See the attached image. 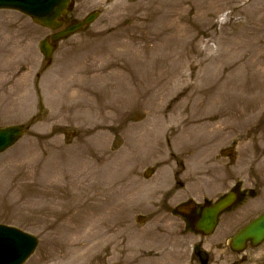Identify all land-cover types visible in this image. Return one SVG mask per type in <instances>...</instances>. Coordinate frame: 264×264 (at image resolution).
Returning <instances> with one entry per match:
<instances>
[{
    "label": "rangeland",
    "instance_id": "rangeland-1",
    "mask_svg": "<svg viewBox=\"0 0 264 264\" xmlns=\"http://www.w3.org/2000/svg\"><path fill=\"white\" fill-rule=\"evenodd\" d=\"M116 1L73 0L71 17L94 9L99 15L61 40L47 67L38 44L51 31L0 10V58L9 61L0 65V126L26 125L35 116L24 136L0 153V222L38 239L25 264H128L124 245L138 264H178L170 240L174 218H156L166 222L162 227L154 219L139 222L152 203L173 204L163 190L170 172L145 179L144 166H161L157 157L176 160L192 147L199 150L186 160L191 170L199 156L213 157L234 142L233 165L218 157L224 186L233 177L249 185L252 159L264 172V0H219L223 9L206 33L194 17L196 0ZM177 16L185 29L176 45L194 65L177 58L173 36L170 41L168 25ZM196 35L200 53L191 41ZM195 58L203 62L196 66ZM189 83L196 94L184 90ZM218 90L222 98L215 99ZM156 114L159 151L146 161L150 144L141 147L139 127ZM178 119L177 130L193 128L171 145ZM204 122L213 126L202 131ZM87 225L98 232L96 245L75 263L65 256L68 230ZM86 233L83 228L78 239L92 240Z\"/></svg>",
    "mask_w": 264,
    "mask_h": 264
},
{
    "label": "flooded vegetation",
    "instance_id": "flooded-vegetation-1",
    "mask_svg": "<svg viewBox=\"0 0 264 264\" xmlns=\"http://www.w3.org/2000/svg\"><path fill=\"white\" fill-rule=\"evenodd\" d=\"M156 123L157 114L151 117V121L147 120L139 127L141 147L143 144H150L144 147L150 149L144 151L146 161H153L158 155L159 134L157 135L155 130ZM178 135L179 133H174L173 137ZM186 135L188 136L187 133ZM230 149V146L221 149L220 153L229 154ZM198 150L192 147L186 150V160L194 158ZM157 158L159 159L155 162L160 164L161 157ZM195 164V167L189 170L183 158L175 161V171L172 173L174 185L168 190L169 193H165L174 199L173 204L152 203L147 217L146 214L139 215L141 224L151 223L154 219L156 226L162 227L166 222L156 221V218H174L169 220L174 222L170 225V240L180 252L181 259L178 264H264V238L257 244H253L251 240H246L241 246L229 244V239L235 233L264 212V172L256 171L254 160L250 164L252 172L248 187H242L234 177L228 178L227 183L230 180L232 182L224 186L223 165L218 162L217 156H199ZM161 170L159 165L156 167L152 163L146 164L142 177L151 179ZM228 194L233 196L228 206L217 213H206L207 208ZM176 263L177 260H173L171 264Z\"/></svg>",
    "mask_w": 264,
    "mask_h": 264
},
{
    "label": "water",
    "instance_id": "water-1",
    "mask_svg": "<svg viewBox=\"0 0 264 264\" xmlns=\"http://www.w3.org/2000/svg\"><path fill=\"white\" fill-rule=\"evenodd\" d=\"M68 0H0V7L19 9L30 15L34 22L55 28L60 22L57 20L60 13H65ZM94 15L88 16L84 22H89ZM83 22H77L65 30L52 36V40L63 37L82 27ZM43 53L48 56L52 50L46 41L41 43ZM22 130L18 126L0 128V150L13 143ZM229 201L220 203L214 210H219ZM264 234V215L256 224L248 226L242 231V237L251 236L259 238ZM35 240L16 229L0 225V264H20L32 251Z\"/></svg>",
    "mask_w": 264,
    "mask_h": 264
},
{
    "label": "bare ground",
    "instance_id": "bare-ground-1",
    "mask_svg": "<svg viewBox=\"0 0 264 264\" xmlns=\"http://www.w3.org/2000/svg\"><path fill=\"white\" fill-rule=\"evenodd\" d=\"M118 1H116L114 4H122L123 3V1H120V0H118ZM202 1L203 0H196L195 1V3H198L199 7H197V12L194 15V17H196V19H198L197 24L200 27L201 33H206L208 27H210L211 25L216 23V22H214L213 15L215 14V12L222 10L223 6H220L219 0H205L204 2H202ZM206 1H207V4H206ZM177 10H178V8L176 6L174 11L177 12ZM180 22H181V19L179 16L171 18L170 24L168 25V27H170V41H171V37L173 36V41L175 43L174 45H175V51H176L175 54H177V58H184L185 60H187L186 62L192 63L191 65H194L193 64L194 61L191 59L190 56H188V55L182 56L181 55L182 54V47L179 46V44H178V46L176 45L177 41L181 42V38L184 35L183 33H184L185 27ZM198 36L199 35H196L194 38L193 37L191 38L189 36L192 39L191 41H195L193 49L196 53H198V52L200 53L203 50V48L200 47V45H198L200 43L198 41V39H199ZM106 38H107V40H109L110 38H116V37L108 36ZM116 42L119 46H121L119 41H116ZM124 48L126 50V46H124ZM127 48H129V47H127ZM195 61H196V63H195L196 66L199 65L201 62H203V60H197L196 58H195ZM174 77H176L175 80H178L177 76H174ZM189 87H191L190 93H188L189 95H194L197 93V91H195L197 89V86H195L194 84H191V83L186 85L184 87V90L188 89ZM259 89H260V87H259ZM214 97H219V98H215V99H220V98H222V93L218 90L215 93ZM200 126H201L202 131H205L209 126H213V124H211L209 122H204V123H201ZM83 228H86V232H87L86 237L87 236H93L92 240L90 238H86L84 241H81L78 239V234L82 231ZM68 233L70 235V239L67 241V244H66L65 256L70 257L72 260H77V261H75V263H76V262H78L79 259H82L81 256L84 254L85 251L91 250V248H93L96 245V243H93V239L96 237L95 234H98V232H97V230L93 231L91 225H87V226H84L82 228H70V230H68ZM91 233H93V235H91ZM130 250L131 249L128 247V245L123 246V250H122L123 251V260H126V262L128 264H138L136 255L133 253H129ZM113 264H119V261L114 260Z\"/></svg>",
    "mask_w": 264,
    "mask_h": 264
}]
</instances>
